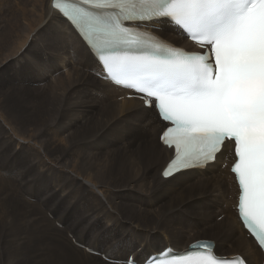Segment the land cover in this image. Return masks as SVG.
I'll return each instance as SVG.
<instances>
[{
    "label": "bare ground",
    "instance_id": "6f19581e",
    "mask_svg": "<svg viewBox=\"0 0 264 264\" xmlns=\"http://www.w3.org/2000/svg\"><path fill=\"white\" fill-rule=\"evenodd\" d=\"M51 2L8 0L3 5L7 12L14 9L15 21L11 27L6 23L8 30L1 35L7 48L0 54V68L5 65L4 73L12 67L7 74L12 75L28 61L27 69L41 75L38 85L41 88L39 83L44 81V87L32 93L26 84H16V97L22 104L11 113L0 112V264H109L73 240L110 257L114 264H123L126 258L122 255H134L141 264L166 247L183 251L211 235L215 226L204 230L216 218L223 231L214 237L215 250L225 243L221 236L229 238L232 229L240 231L237 246L228 244L219 255H244L250 264L262 259L231 212L230 199L238 194L233 178L217 177L216 165L228 160L227 148L204 172L161 178V169L172 156L159 143L166 125L142 101L126 99L131 92L101 80L99 65ZM161 26V34L182 41L171 25ZM180 45L190 48L186 41ZM5 92L3 101L15 96ZM41 99L52 107L41 109L37 106ZM26 117L32 121H25ZM159 184L168 188L163 190ZM199 191L210 194L214 203L203 199L192 205L190 201L199 198L193 194ZM141 195H153L154 203L176 198L151 210ZM41 200L59 209L57 220L50 218ZM183 210L196 218L187 220L181 215ZM180 223L187 226L188 234L178 227ZM147 239L150 243L145 247ZM153 245L161 247L154 249Z\"/></svg>",
    "mask_w": 264,
    "mask_h": 264
},
{
    "label": "snow or ice",
    "instance_id": "6c2138e0",
    "mask_svg": "<svg viewBox=\"0 0 264 264\" xmlns=\"http://www.w3.org/2000/svg\"><path fill=\"white\" fill-rule=\"evenodd\" d=\"M54 7L73 31L79 26L101 75L141 94L166 122L161 139L174 149L178 171L207 167L234 146L238 215L264 248V0H80ZM164 23L202 51L163 42L156 33ZM141 27L154 30L145 38ZM170 174L171 165L163 175ZM191 248L172 259L162 250L153 264H241L219 258L212 243Z\"/></svg>",
    "mask_w": 264,
    "mask_h": 264
},
{
    "label": "rangeland",
    "instance_id": "374dc122",
    "mask_svg": "<svg viewBox=\"0 0 264 264\" xmlns=\"http://www.w3.org/2000/svg\"><path fill=\"white\" fill-rule=\"evenodd\" d=\"M5 1L7 2L8 0H0V32H2V33H0V39H1V35H4L6 32H7V30L8 29H6V27H7V25H9L10 27L13 25V24H11V23H13L14 21H15V17L12 15V12H13V10L14 9H11V11L10 12H7L6 11V9H5V6H3V5H5L6 3H5ZM15 2L16 1H18V0H14ZM14 1L13 0H9V2H12V3H14ZM3 4H2V3ZM5 3V4H4ZM4 7V8H3ZM2 8L4 9V10H2ZM3 12V13H2ZM5 12V13H4ZM9 13V14H8ZM6 15H9L8 17H6ZM14 15H15V12H14ZM6 19H7V21L8 22H6ZM14 20V21H13ZM12 21V22H11ZM4 23V24H3ZM6 23H7V25H6ZM5 25V26H4ZM3 26H4V28L5 29H3ZM2 27V28H1ZM12 28H14V26L12 27ZM162 28V31L164 32V30H163V27H161ZM161 34V33H160ZM161 35H163V34H161ZM163 36H165V37H167L165 34L163 35ZM177 43H179V42H177ZM4 46V47H3ZM7 48V47H6ZM5 45L3 44V42H2V40L0 41V54L1 53H5ZM2 63V62H1ZM0 63V66H2V64ZM14 65H15V63H14ZM25 65V66H24ZM27 65V66H26ZM28 61L25 63H22L21 64V67H19V68H17L18 70H17V72H16V74L14 73V72H12V75H7V74H10V72L12 71V67H8L7 68V70L3 73L2 72V70H3V68L5 67V65L3 66V67H1L2 68V70H1V68H0V100H2V93L3 92H5L6 94H9V95H12V94H15V96H10V97H6L5 99H4V101L6 102H4L3 100V102L7 105V109H6V107L3 105V102H1L0 101V103H1V105H0V112L2 111V112H5V113H7V110H8V112L9 113H11V111L12 110H14V109H16V107H17V105H19V104H22V102H21V98L20 97H16V93H17V89L16 88H18V86H20V85H22V84H26L27 86H28V88L30 89V90H32V93L33 92H37V91H39L38 89H41V88H43L44 87V84H43V82L44 81H41L39 84H41L40 85V87L41 88H39V85H38V81L39 80H41V75H39L38 74V72L36 71V70H32V69H27L28 68ZM15 67H16V65H15ZM23 67V68H22ZM25 67V68H24ZM8 70H9V72H8ZM27 70V71H26ZM30 70V71H29ZM36 71V72H35ZM7 72V73H6ZM28 72V73H27ZM6 73V74H5ZM22 75H21V74ZM32 73V74H31ZM17 75V76H16ZM24 75V76H23ZM33 76V77H32ZM18 77H19V79H18ZM39 78V79H38ZM22 79V80H21ZM30 79H32V80H30ZM36 80V81H35ZM21 81V82H20ZM24 81V82H23ZM32 81V82H31ZM15 82V83H14ZM26 82V83H25ZM4 83H5V85H4ZM22 83V84H21ZM35 83V84H34ZM18 86H17V85ZM16 85V87H14ZM2 86V87H1ZM9 86V90H5L4 89V87H8ZM38 86V87H37ZM47 86H45V88H46ZM13 91V92H12ZM9 92V93H8ZM83 96H84V98L85 97H87V95H85L84 93H83ZM44 101V102H43ZM47 103V104H46ZM37 106H39L41 109H47V108H50V107H52L51 106V104L49 103V102H46L44 99H41L40 101H39V104L37 105ZM50 106V107H49ZM1 115L3 114V113H0ZM14 116L15 117H18L19 116V113L18 114H14ZM37 114L34 112V118L35 119H37ZM109 119V118H108ZM107 119V120H108ZM25 121H28V122H31L32 121V118L31 117H26L25 118ZM114 124V123H113ZM136 139H138V138H136ZM135 139V140H136ZM155 140H157L156 138H155ZM147 143L148 144H152V141H151V143L149 142V141H147ZM221 166L222 165H216V169L217 168H219V169H217V171H216V173H217V177H219V176H222L221 174H219V172H221L222 170H221ZM151 171V170H150ZM208 174H209V172H208ZM200 178H203V176H200ZM156 179H157V175H156ZM163 181V180H162ZM228 181V180H227ZM195 183H197V181H194ZM200 182H198L197 184H199ZM223 184H227L226 182H224ZM159 185H161V184H159ZM161 186H163V190H164V187L165 188H168L167 187V185H161ZM23 187V186H22ZM225 189H227V187H225ZM196 198H194V199H197L198 197V199L197 200H195V201H190V203L192 204V205H195L197 202H199V201H202L203 199H205V200H208V201H210L211 203H214L213 201L215 200V199H213L212 201H211V199H212V197H211V195L210 194H203V192H198L197 193V195H195V194H193ZM142 199H145V201H146V207H151V210H153V209H155L157 206H159V204L161 203V202H163V201H171V200H175L174 198H176V196H172V197H166V198H163V199H159V200H157L155 203H154V201H155V198H154V196L153 195H150V196H140ZM29 199H31V198H29ZM36 201H37V199L36 198H34ZM232 200V199H231ZM41 202V204H44L45 202L44 201H40ZM188 202V203H187ZM154 203V204H153ZM157 203V204H156ZM185 205V207H187L188 205H189V199H187L186 200V202L184 203ZM42 207H46V210H47V213L49 212V214H50V218H52V219H56L57 220V216L55 215L56 213H59V209L57 208V207H50V204H47V203H45V205H41ZM50 209V211L48 210V208ZM177 210V212L180 214V212H179V209L177 208L176 209ZM184 212H182L181 213V215L184 217V218H186L187 220H193L194 218H196V216H194L193 214H190V212H188V211H186V210H183ZM232 212V211H231ZM127 214H129V211H127L126 212ZM217 219V218H216ZM215 219V220H216ZM215 220L212 222V224H211V226L209 227V228H207L206 230H204V232L205 231H207V230H209L212 226H215V229H214V231L212 232V234L211 235H206V236H204V237H202V238H199V239H212V240H214V237H218V234L219 233H221L222 231H223V229L222 228H219L218 227V223H215ZM178 227L180 228V229H182L183 231V233L185 234L186 232H187V234H188V228H187V226L186 225H184L183 223H180L179 225H178ZM217 231V232H216ZM219 231V232H218ZM193 234H196L195 232H191L190 233V235H193ZM2 236H3V234H2ZM1 236V237H2ZM70 237H71V234L69 235ZM240 236V231H239V229L238 228H236V229H232V234H231V236L229 237V238H227V237H225V236H221V239L222 240H224L223 241V243H224V245L222 246V247H219L218 248V250H216L217 251V253L219 252V253H221V254H223V253H225V251L227 250V248H228V244H231V245H233V246H237V239H238V237ZM231 239V240H230ZM120 241V240H119ZM215 241V240H214ZM235 241V242H234ZM146 243V244H145ZM149 243H150V240L149 239H147V241H144L143 242V245L145 246V247H147L148 245H149ZM158 247H161V245H153V247L152 248H158ZM186 246H184V248H185ZM253 247H255L256 248V246H253ZM122 257H124V258H127V257H125L124 255H122ZM243 257H244V255H243ZM245 258V257H244ZM247 261H248V259L247 258H245ZM125 260V259H124ZM260 261L261 260H259V258H257V260H256V262H255V264H259L260 263ZM107 263H109V264H114V261L113 260H111V261H107ZM97 264V263H96ZM123 264H124V262H123Z\"/></svg>",
    "mask_w": 264,
    "mask_h": 264
}]
</instances>
